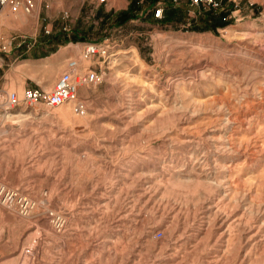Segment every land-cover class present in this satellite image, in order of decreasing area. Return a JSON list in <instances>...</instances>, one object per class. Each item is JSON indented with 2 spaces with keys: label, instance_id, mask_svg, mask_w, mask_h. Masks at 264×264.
<instances>
[{
  "label": "rangeland",
  "instance_id": "obj_1",
  "mask_svg": "<svg viewBox=\"0 0 264 264\" xmlns=\"http://www.w3.org/2000/svg\"><path fill=\"white\" fill-rule=\"evenodd\" d=\"M230 2L232 23L213 32L146 11L100 30L101 7L130 1L75 20V0H39L41 23L61 8L52 33L95 26L54 52L10 12L25 43L0 51V184L33 208L0 201V264H264V0ZM71 60L102 81L61 106L9 107L11 92L51 90Z\"/></svg>",
  "mask_w": 264,
  "mask_h": 264
},
{
  "label": "trees",
  "instance_id": "obj_2",
  "mask_svg": "<svg viewBox=\"0 0 264 264\" xmlns=\"http://www.w3.org/2000/svg\"><path fill=\"white\" fill-rule=\"evenodd\" d=\"M130 3L126 9L111 10L106 12L103 7L99 9L97 18L101 20L99 29H103L107 24H111L113 27L123 26L129 21L137 18L139 15L146 14L163 24L169 23L176 27L181 24L188 26L187 29L194 31H213L217 32L219 28H224L232 23L230 18L235 5L230 0H218L221 2V6L213 7L207 3L201 2L199 5H192L190 0H185L181 3H176L174 0H129ZM147 4V8H144ZM163 7V18L159 19L155 17L156 9ZM190 8H196L198 10V16H189ZM147 9V10H146ZM148 11V12H147ZM143 13V14H140ZM95 26L91 25L88 29H85L81 22L71 30H59L55 33L40 34L39 42L35 47L37 50L39 47H48L52 52L57 51L60 46L66 45L69 42L89 41V35L94 31ZM50 52V51H49ZM49 52L39 55L35 52V58L41 56H47Z\"/></svg>",
  "mask_w": 264,
  "mask_h": 264
},
{
  "label": "built area",
  "instance_id": "obj_3",
  "mask_svg": "<svg viewBox=\"0 0 264 264\" xmlns=\"http://www.w3.org/2000/svg\"><path fill=\"white\" fill-rule=\"evenodd\" d=\"M106 0H100V2H105ZM185 0H174L176 3H181ZM192 5H199L201 2L212 5L213 7L221 6V2L218 0H190ZM8 7L11 12H25L33 13L36 8V0H0V16H2L4 9ZM163 7L159 6L155 11V17L163 18ZM53 28L45 25L43 27V32L45 34L52 33ZM23 37V38H22ZM24 36L12 37L7 39L3 36L0 30V51L9 52L8 45L13 43L16 46H21L25 43ZM36 43V40H34ZM86 54L95 56H106L108 49L105 45H98L94 43L86 44ZM71 71L63 72L62 75L57 80L55 86L51 90H46L43 88L30 87L24 90L22 95L17 92H11L8 95V104L11 109L22 106H33L38 104H43L48 107H57L77 98L78 89L82 85H90L100 83L103 76L98 70L90 69L86 72H79V64L77 60H71L70 62ZM75 111L79 114L85 113V105L82 101H78L75 105ZM2 186V184H0ZM3 188L6 186H2Z\"/></svg>",
  "mask_w": 264,
  "mask_h": 264
},
{
  "label": "crops",
  "instance_id": "obj_4",
  "mask_svg": "<svg viewBox=\"0 0 264 264\" xmlns=\"http://www.w3.org/2000/svg\"><path fill=\"white\" fill-rule=\"evenodd\" d=\"M38 1L39 0H36V8L34 10V12H35L34 15H30V17L29 16L24 17L23 14H21V12H18L19 13L18 17L24 18V25L23 26H24L25 30H21V35L30 36V37H32V40H36V42H38V38H40V32H41V30H43V27L45 25H48V26L54 28V26H52L53 22H51V21H52V19H54V17L58 16V13H59L58 11H60L59 9H61V8L57 9L54 6H48L49 9L47 10V14H46L47 18L46 19L50 20L49 21L50 23L49 22L41 23L40 22V16H41V12H42V5L41 4L37 5ZM109 2H110V0H107V3L105 4L106 7L108 6ZM62 3H63V1H62ZM99 5H100V0H75V20H77V19H79V17H81L82 11L86 6L98 7ZM60 6H62V5H60ZM110 9H112V8H110ZM10 12H11L10 8L6 7L4 9V12H3V14H5V16L2 19H1V17L3 16V14H2V16H0V23H1V26L3 29V30H1V28H0V30L3 34V36L7 39H9L11 36V34H9L11 32V28H12V26L10 24L13 21V17L11 15L12 12L11 13ZM77 44H80V42H78Z\"/></svg>",
  "mask_w": 264,
  "mask_h": 264
},
{
  "label": "bare ground",
  "instance_id": "obj_5",
  "mask_svg": "<svg viewBox=\"0 0 264 264\" xmlns=\"http://www.w3.org/2000/svg\"><path fill=\"white\" fill-rule=\"evenodd\" d=\"M17 195L18 194L16 193V191L14 189H11L8 187L3 188L2 186H0V201L2 202V204L8 205L12 201H15V199H17L18 204L20 205L21 213L23 215H28L30 209L33 208L30 200H28L27 198H18ZM8 202H10V203H8Z\"/></svg>",
  "mask_w": 264,
  "mask_h": 264
}]
</instances>
